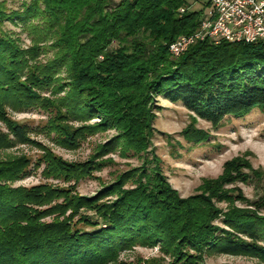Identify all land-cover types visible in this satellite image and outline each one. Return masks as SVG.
<instances>
[{
	"label": "trees",
	"instance_id": "trees-1",
	"mask_svg": "<svg viewBox=\"0 0 264 264\" xmlns=\"http://www.w3.org/2000/svg\"><path fill=\"white\" fill-rule=\"evenodd\" d=\"M186 4L29 0L14 10L0 0V118L9 131L0 132V152L30 142L27 126L12 122L8 110L56 106L51 132L67 120L81 125L58 131L67 147L117 130L94 163L45 161L52 178L78 183L117 147L125 156L149 152L155 98L180 104L219 129L227 118L264 108V42L205 41L179 58L170 54L169 45L195 33L203 18L199 11L181 17ZM7 22L22 26L31 47L24 49L5 30ZM50 49L53 59L40 62ZM49 92L55 100L45 97ZM183 134L196 145L208 141L195 127ZM236 163H228L224 175L204 184L200 194L182 199L155 155L93 197H76L72 189L15 187L32 163L0 160V264H111L137 246L159 248L169 258L151 264H206L208 253L264 261V219L241 211L224 216L215 204L228 199L223 187L231 184Z\"/></svg>",
	"mask_w": 264,
	"mask_h": 264
},
{
	"label": "rangeland",
	"instance_id": "rangeland-1",
	"mask_svg": "<svg viewBox=\"0 0 264 264\" xmlns=\"http://www.w3.org/2000/svg\"><path fill=\"white\" fill-rule=\"evenodd\" d=\"M8 7L22 10L23 4L29 0H4ZM5 30L19 37L24 49L31 47V39L22 26L7 22ZM117 45H115L116 47ZM54 51L40 57V62L52 60ZM175 58V57H174ZM60 95L59 97H62ZM45 97L50 101L56 98L49 94ZM156 109L154 134L147 154L129 153L125 156L120 147L114 153L101 158L98 170L80 182H65L54 179L47 173L45 161L52 157L63 164L79 165L94 163L101 147L118 135L111 129L89 136L76 147H67L58 132L65 129L79 128L81 125L70 120L58 123L57 131L51 132L56 106L48 109H34L24 113L8 110V118L12 122L27 126L29 144L17 143L16 146L0 152V160L26 158L32 163L27 177H23L15 187H48L55 189H72L74 196L93 197L104 187L114 183L122 174L142 167L146 158L155 155L161 161V168L171 187L180 198L188 199L200 194L204 184L216 181L224 175L228 163L237 162L232 166V182L223 187L228 199H215L216 206L223 215L241 211L251 213L264 219V108H257L243 118H227L222 127L196 119L180 104H172L163 97L155 98ZM96 121L90 124L94 125ZM195 127L207 134L208 141L196 145L184 137V131ZM61 128V129H59ZM0 132L9 133L8 126L0 118ZM50 175V176H49ZM131 185H128L130 187ZM69 215V214H68ZM223 216V217H224ZM56 216L43 220L53 221ZM221 221L216 224L222 227ZM206 264H264V261L251 255H219L208 253ZM165 258L159 248L134 247L120 254L118 260L111 264H151Z\"/></svg>",
	"mask_w": 264,
	"mask_h": 264
},
{
	"label": "built area",
	"instance_id": "built-area-1",
	"mask_svg": "<svg viewBox=\"0 0 264 264\" xmlns=\"http://www.w3.org/2000/svg\"><path fill=\"white\" fill-rule=\"evenodd\" d=\"M179 9L182 17L189 11L203 12L198 29L169 45L170 54L179 58L193 45L210 41L237 44L264 42V0H187Z\"/></svg>",
	"mask_w": 264,
	"mask_h": 264
}]
</instances>
